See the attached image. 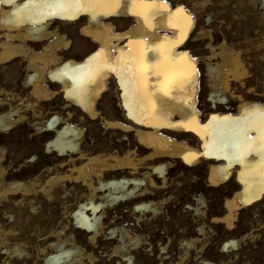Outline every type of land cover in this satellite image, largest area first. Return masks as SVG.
<instances>
[{
    "label": "bare ground",
    "instance_id": "bare-ground-1",
    "mask_svg": "<svg viewBox=\"0 0 264 264\" xmlns=\"http://www.w3.org/2000/svg\"><path fill=\"white\" fill-rule=\"evenodd\" d=\"M173 5L165 0H0V68L24 69L23 87L29 89L26 97L1 89L0 134L27 121V112L40 114L43 108L37 103L62 95L66 114L33 126L51 136L46 153L69 167L47 183L63 180L88 191L73 218L91 240L99 236L106 207L162 190L176 162L191 173L205 165L209 187L234 179L237 189L226 197L225 215L212 218L229 230L235 228L240 210L264 198V99L232 93L230 82L239 81L245 69L221 44L214 52L218 61L206 67L208 104L201 112L202 76L184 49L196 23L184 4ZM120 26L127 28L119 31ZM51 86L58 91L52 92ZM112 90L118 95L121 90V115L102 107ZM226 93L235 109L226 105ZM96 121L117 138L115 143L86 144L83 124ZM142 170L146 172L140 177ZM4 171L0 165V176ZM8 185L5 194H16L23 186ZM198 201L205 205L203 198ZM135 210L156 213L157 207L139 203ZM124 236L139 245L140 238L126 230ZM230 244L236 247L238 241ZM69 247L59 245L44 264L80 263V249Z\"/></svg>",
    "mask_w": 264,
    "mask_h": 264
},
{
    "label": "rangeland",
    "instance_id": "rangeland-1",
    "mask_svg": "<svg viewBox=\"0 0 264 264\" xmlns=\"http://www.w3.org/2000/svg\"><path fill=\"white\" fill-rule=\"evenodd\" d=\"M165 1L171 6L184 4L182 6L196 23L184 49L197 62L202 76L201 112L208 104L206 67L218 61L214 52L219 51L221 44L239 58L245 69L242 79L230 82L232 93L249 100L264 99V0ZM120 27L119 31L127 28ZM66 36L71 43H76L70 32ZM11 67L0 68V98L5 99L1 89L28 96L29 89L23 87L24 69ZM58 89L57 86L50 88L52 92ZM226 95V105L235 109L236 103L229 93ZM58 96L46 102L49 105L37 103L38 107L42 106L40 109L43 108L40 114L34 116L27 112L30 115L26 113L27 121L0 134V165L5 170L0 176V264H44L47 254L55 253L62 244L66 248L76 245L75 248L81 250L78 254L82 261L77 264H202L204 261L211 264H264V198L240 210L235 228L231 230L222 223L212 222V218L225 215L224 202L231 198L237 186L234 179H230L219 187H209L205 165H199L191 173L176 162L168 170L167 183L162 190L152 189L149 198L106 207L99 236L91 240L90 233L80 228L73 218L79 204L86 202L88 191L79 184L67 186L69 182L63 180L47 183L48 179L67 173L69 167L63 166L55 154L46 153L45 144L51 136L41 134L42 130L38 132L33 126L34 123L43 124L55 115L66 114L65 100L62 95ZM106 97L102 107L114 109L121 115V90L119 95L112 90ZM83 127L84 141L89 146L104 140L111 145L117 140L102 128L101 121L85 123ZM145 172L142 170L139 176ZM12 182L23 186L16 194H5L3 190ZM202 198L205 205L198 201ZM148 202L155 204L156 213L135 210L136 204ZM125 230L132 238H140L139 245H132L125 236L121 239ZM232 241H238V245L233 247ZM120 244H126V248L119 249ZM224 245L228 249L222 251Z\"/></svg>",
    "mask_w": 264,
    "mask_h": 264
}]
</instances>
